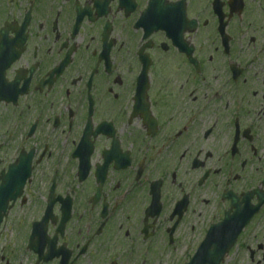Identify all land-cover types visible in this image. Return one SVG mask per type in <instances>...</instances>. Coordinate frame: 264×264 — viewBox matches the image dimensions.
Wrapping results in <instances>:
<instances>
[{"label": "flooded vegetation", "instance_id": "af4514ba", "mask_svg": "<svg viewBox=\"0 0 264 264\" xmlns=\"http://www.w3.org/2000/svg\"><path fill=\"white\" fill-rule=\"evenodd\" d=\"M4 202L0 264H264V0H0Z\"/></svg>", "mask_w": 264, "mask_h": 264}]
</instances>
